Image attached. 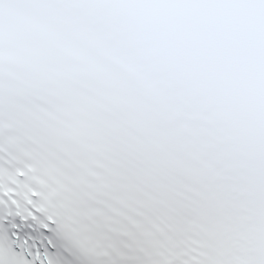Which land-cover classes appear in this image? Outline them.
Masks as SVG:
<instances>
[{"label": "snow or ice", "instance_id": "1", "mask_svg": "<svg viewBox=\"0 0 264 264\" xmlns=\"http://www.w3.org/2000/svg\"><path fill=\"white\" fill-rule=\"evenodd\" d=\"M0 264H264V0H0Z\"/></svg>", "mask_w": 264, "mask_h": 264}]
</instances>
